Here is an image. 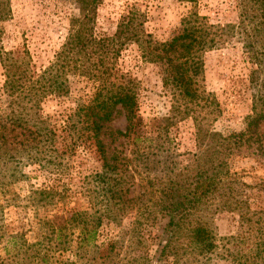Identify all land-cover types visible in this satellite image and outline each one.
Returning a JSON list of instances; mask_svg holds the SVG:
<instances>
[{"label":"trees","instance_id":"trees-1","mask_svg":"<svg viewBox=\"0 0 264 264\" xmlns=\"http://www.w3.org/2000/svg\"><path fill=\"white\" fill-rule=\"evenodd\" d=\"M52 1L67 13V28L52 59L36 69L26 48H2V23L11 13L0 0V197L12 183L42 177L17 198L27 209L24 215L30 213L25 229L7 232L0 215V264H206L216 244L201 212L235 211L244 204L236 194L218 193L236 183L226 159L245 142L257 143L255 128L264 122V0H231L232 24L210 23L194 9L196 0H179L193 9L164 42L147 33L145 14L135 4L126 7L110 35L98 36L102 0ZM232 38L240 40L249 66L251 115L242 132L223 136L205 126L206 117L213 121L219 110L200 90L202 56ZM123 52L157 68L168 102L165 115L146 121L139 116L136 82L118 68ZM71 78L85 81L89 92L67 107L63 99L70 97ZM49 101L57 104L50 114L43 108ZM118 114L124 128L111 129ZM187 119L197 151L180 164L168 153V134ZM158 149L159 175L141 174L139 168L154 161ZM91 155L98 170L82 173ZM134 187L138 193L128 197ZM260 188L264 192V182ZM216 192L220 200L212 202ZM253 214L258 227L251 254L224 250L217 255L226 264H264V212ZM239 218L251 221L243 209ZM158 220L159 236H153Z\"/></svg>","mask_w":264,"mask_h":264},{"label":"rangeland","instance_id":"rangeland-1","mask_svg":"<svg viewBox=\"0 0 264 264\" xmlns=\"http://www.w3.org/2000/svg\"><path fill=\"white\" fill-rule=\"evenodd\" d=\"M3 1L9 4L11 16L8 21L2 23V48L5 51H14L22 50L24 47L28 50L36 69L46 66L65 36L67 13L64 12V8L56 9L52 0ZM131 4H135L145 14L144 28L156 42L169 40L177 32L181 17L193 9V5L179 0H102L96 11L95 34L110 35L114 31L119 16ZM194 9L199 15L205 16L210 23L236 22V11L231 0H196ZM242 51L240 40L232 38L227 46L209 51L202 56L204 66L200 90L215 100L219 110V114L213 118V121L206 117L208 121L205 122V126L208 125L207 129L223 136L242 132L245 122L251 115L250 91L247 88L249 66L243 62ZM132 57L130 52H123L118 61V68L136 82L139 116L146 121L165 115L168 102L161 88L157 68L143 64ZM70 84L72 90L70 97L63 99V105L67 107H73L89 92V85L85 84V81L79 82L71 78ZM56 106L54 101L46 102L43 107L44 113H52ZM201 110L208 112L204 108ZM124 125L122 115L118 114L109 126L111 129L122 130ZM255 133L259 136L257 143L245 142L239 148H234L226 159L229 172L235 175L236 183L222 186L218 192L224 195L236 194V199L242 200L244 204L238 205V209L229 212L207 208L201 212V218L199 217L214 236L216 244V248L211 253V260L206 264H226L217 255L224 250H238L243 256L251 254L248 250L253 240L251 234L257 232L258 227V224L254 223L253 213L264 212V192L260 188V183L264 182V122L259 123ZM193 134L194 129L190 119L177 122L172 126L168 134L171 141L168 153L171 154L172 161L184 164L186 159L197 151ZM148 152L152 151L148 150ZM153 155L155 157L151 158L154 161H149L146 167L144 165L139 168L141 174L147 172L159 175V149L153 150ZM98 167V160L91 155L80 169L82 173H86L98 170ZM76 181V178L72 179V183ZM41 182L40 176L15 182L7 187L8 191L5 194H1L0 215H3L4 223L8 225L7 232H19L26 228L25 216L30 213L24 215L27 209L17 205V198L26 196L31 187L39 186ZM138 190L134 187L128 197L136 195ZM218 193L214 194L212 202L220 200ZM4 198L8 200V207L5 206ZM242 209L246 210L251 217L250 223L240 220L239 214ZM127 223L128 220L123 221L124 226ZM1 224L0 218V228ZM161 226L158 220L151 227L150 233L153 236H159ZM150 248L154 250V247ZM1 254L2 252H0V258Z\"/></svg>","mask_w":264,"mask_h":264}]
</instances>
